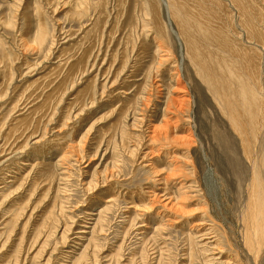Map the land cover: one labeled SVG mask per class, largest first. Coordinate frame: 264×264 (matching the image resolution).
Wrapping results in <instances>:
<instances>
[{
    "label": "rangeland",
    "instance_id": "374dc122",
    "mask_svg": "<svg viewBox=\"0 0 264 264\" xmlns=\"http://www.w3.org/2000/svg\"><path fill=\"white\" fill-rule=\"evenodd\" d=\"M192 4L0 0V264H264L244 245L264 112L246 158L227 102L247 81L264 111V38L258 87L230 0L210 1L215 34Z\"/></svg>",
    "mask_w": 264,
    "mask_h": 264
},
{
    "label": "bare ground",
    "instance_id": "6f19581e",
    "mask_svg": "<svg viewBox=\"0 0 264 264\" xmlns=\"http://www.w3.org/2000/svg\"><path fill=\"white\" fill-rule=\"evenodd\" d=\"M193 1V4L190 7V10L187 12L188 13V17L189 18H194L195 20H199V18H204L203 21L205 22L204 24H206V29L211 32L212 34H215V32L213 33V29L214 30H217L219 33H221V29L220 27H225L224 24H221V25H217L215 22H211V21H208V19H211L212 18V14L211 11H210V1L211 0H192ZM264 3V0H230V4L234 7L235 11L237 12V15H238V19L240 20V25H241V28L243 30V33H244V39L241 40L240 42L236 41V40H233L232 38V42L233 44L237 47L234 48V45L232 46L230 43H228L229 47L231 49H234V50H238V52L241 53V56L245 59V64H246V68L250 69V72H249V75L253 78L252 80H254V85H255V81L257 82V85L256 86H260L259 85V82L258 80L259 77L261 76L260 74V66H261V63H260V59H257V57H255L254 55V48L252 47H248V45H250V41L253 40L256 43H260L262 44L263 42V38H264V33H263V29L261 28V23L264 24V5L262 4ZM165 4V3H164ZM209 5V7H208ZM219 7H221V13L225 12H229L228 9L225 8V5L226 4H223V3H218ZM206 8H208V11ZM224 9H226V11H224ZM216 13V12H215ZM219 13V12H218ZM229 14V13H228ZM232 14V13H231ZM215 16V14H213ZM218 15V14H216ZM223 16V15H221ZM220 16V18H221ZM225 16V15H224ZM228 16V15H227ZM219 17V16H218ZM229 19H230V23L231 21L233 20L232 19V16L229 14ZM214 18V17H213ZM224 19V18H223ZM222 19V20H223ZM214 20V19H213ZM212 20V21H213ZM226 20V19H225ZM223 20L222 22H225L226 21ZM234 23V22H233ZM203 24V23H202ZM232 24H230L231 26ZM229 26V25H228ZM232 27H234L232 25ZM233 29V28H232ZM234 31V30H233ZM217 33L216 35L219 37V40L222 41V37H223V34H219ZM176 35V34H175ZM183 35V34H182ZM41 38V37H40ZM236 38H239V35H236ZM242 39V38H241ZM254 44V43H253ZM256 46V45H255ZM227 48V47H226ZM229 49V48H227ZM231 49L229 51H231ZM237 50L234 52L236 53ZM161 51V50H159ZM88 55V54H87ZM154 55H157L156 53ZM239 56V55H238ZM86 57V56H84ZM83 57V58H84ZM124 57V56H123ZM141 57V56H140ZM139 58V57H137ZM136 58V59H137ZM233 58V57H232ZM86 59V58H85ZM242 59V58H241ZM81 61V60H80ZM94 61V60H93ZM122 61V60H121ZM125 61V60H124ZM136 61V60H135ZM91 62V61H90ZM126 62V61H125ZM129 62V61H128ZM81 62H79L80 64ZM123 63V62H122ZM127 63V62H126ZM70 64V63H69ZM127 65V64H126ZM160 65V64H159ZM244 65V64H243ZM81 66H82V63H81ZM84 66V64H83ZM91 66V65H90ZM89 66V67H90ZM62 67V66H61ZM69 68V66H68ZM82 68V67H81ZM244 68V67H242ZM59 69V68H58ZM241 69V68H240ZM248 69V70H249ZM52 70V69H51ZM50 70V71H51ZM62 70V69H60ZM82 70V69H80ZM87 70H88V67H87ZM119 70V69H118ZM245 70V69H244ZM242 70V71H244ZM73 71V67L71 68V71ZM79 72V71H78ZM237 72V71H235ZM234 72V73H235ZM241 73V72H240ZM247 72H245L244 74L246 75ZM64 75V74H63ZM62 75V76H63ZM72 75V74H71ZM242 76V74H241ZM57 78V76H55ZM248 77V76H247ZM78 78V77H77ZM162 78V77H161ZM235 79V78H234ZM233 79V80H234ZM246 79V78H245ZM248 79V78H247ZM251 79V78H250ZM263 81H264V78H262ZM229 80V79H228ZM232 80V81H233ZM60 81V80H59ZM41 82V81H40ZM92 82V81H90ZM230 82V80H229ZM235 82V80L233 81V83ZM238 82V81H237ZM236 82V83H237ZM59 83V82H58ZM89 83V82H88ZM230 82V84H233ZM239 83V82H238ZM237 83V84H238ZM60 84V83H59ZM90 84V83H89ZM163 84V83H162ZM244 84L246 85L247 84V81H245L244 83H242L241 85L238 86V93L234 92L233 94H235L236 98L234 100V102L232 101H228L229 102V105H231L232 107H234L233 109H235V111L231 114L232 116V120L235 121V124H237V132L239 134V139H240V142H241V146H242V153L245 154V157L246 158H249L250 157V154L251 152L249 153L250 149L253 148L251 146L252 143H250V140L248 138V134L251 132V134L255 133V127H258L260 125V121H261V118H256V115L255 113L257 111L259 112H264L262 111V101H263V98H260L259 100H255L254 101V98H252V95L249 94L247 95V90H246V86H244ZM263 84V83H262ZM88 86V85H87ZM223 86V85H222ZM249 86V85H247ZM86 87V85H85ZM253 87V86H252ZM257 87V88H258ZM208 88V87H207ZM61 89V88H60ZM59 89V90H60ZM95 89V88H94ZM209 89V88H208ZM85 90V89H83ZM90 90V89H88ZM225 90V89H224ZM231 90V89H230ZM64 91V90H63ZM232 91V90H231ZM236 91V90H235ZM83 92H86V91H83ZM177 92H182V89H178ZM264 92V91H263ZM66 93V92H65ZM216 93V92H215ZM218 93V92H217ZM216 93V94H217ZM78 94V93H77ZM76 94V95H77ZM240 95L242 98H243V105H244V108L245 109H239V106H238V102H237V95ZM218 95V94H217ZM226 96V95H225ZM218 97V96H217ZM219 98V97H218ZM73 100V99H72ZM76 100V99H75ZM178 100V99H177ZM176 99H171L170 100V103L167 104L166 106V111L168 112H171L170 109L173 107L174 110L178 111V109H181L180 108V104L179 102H177ZM180 100V99H179ZM181 101V100H180ZM87 102V101H86ZM183 102V101H181ZM225 102V101H224ZM74 103V101H73ZM264 104V102H263ZM230 106V107H231ZM264 106V105H263ZM45 107V106H44ZM124 108V106H123ZM129 108V107H128ZM133 109V108H132ZM232 109V108H231ZM122 110V109H121ZM120 110V111H121ZM172 114H174L173 112H171ZM258 114V113H257ZM255 115V116H254ZM261 116V115H260ZM263 116V115H262ZM112 118V117H111ZM253 119V121L251 122V120L249 121L250 123L246 122L247 119ZM246 119V120H245ZM115 122V121H114ZM176 122L175 123H170L168 120H165L164 121V125L166 126L165 128L163 127H155L154 128V132H156L157 134H162L163 135V138L165 140H167V138L169 137V133L171 131H174L176 129ZM234 130V129H233ZM258 133V129H256V134ZM124 134H125V131H124ZM121 135V134H120ZM119 135V136H120ZM159 136V135H158ZM125 137V136H124ZM257 137V136H256ZM125 139V138H124ZM126 142V140H125ZM122 143H123V138H122ZM253 150V149H252ZM252 155V154H251ZM38 166V164H37ZM53 166V165H52ZM36 167V166H35ZM37 169V168H36ZM55 169V167L53 168ZM52 168L50 167H46L44 168L43 170H40L39 173L40 174V177L41 178H46V179H49L51 180L53 178V175L55 170L53 171ZM37 171V170H36ZM253 176V175H252ZM252 181H251V189H250V194L248 196V206L246 207L247 208V213H249V216H248V219L246 221V226L245 228L246 229V235H245V241H244V245L247 247V250H249V253L251 251V253L253 252L254 253V258L257 260L258 258V255H260V252H261V249L263 248L264 246V239H263V233H264V229H262L261 231V226L264 224V203H263V195H262V192L259 191V187L257 186V184L255 183V180H253L252 178H250ZM258 180H261L258 178ZM250 188V187H249ZM262 188V187H261ZM248 189V188H247ZM249 190V189H248ZM247 197V196H246ZM24 203V202H23ZM46 213V212H45ZM48 213V212H47ZM46 217V216H45ZM48 217H50L48 215ZM246 217L244 216V220ZM44 219V218H43ZM47 220V218L45 219V221ZM48 222V220H47ZM45 223V222H44ZM44 225V224H43ZM38 227L40 226V223L37 225ZM244 226V225H243ZM244 228V229H245ZM40 229V228H39ZM255 233V235L253 234ZM264 254V251L262 252ZM258 257V258H257ZM253 258V259H254ZM254 259V260H255Z\"/></svg>",
    "mask_w": 264,
    "mask_h": 264
}]
</instances>
